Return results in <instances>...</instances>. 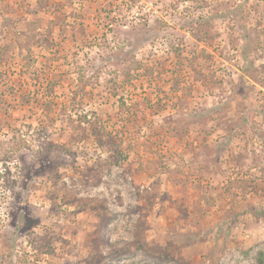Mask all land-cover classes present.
<instances>
[{
	"label": "rangeland",
	"instance_id": "374dc122",
	"mask_svg": "<svg viewBox=\"0 0 264 264\" xmlns=\"http://www.w3.org/2000/svg\"><path fill=\"white\" fill-rule=\"evenodd\" d=\"M258 251L264 0H0V264Z\"/></svg>",
	"mask_w": 264,
	"mask_h": 264
},
{
	"label": "trees",
	"instance_id": "16d2710c",
	"mask_svg": "<svg viewBox=\"0 0 264 264\" xmlns=\"http://www.w3.org/2000/svg\"><path fill=\"white\" fill-rule=\"evenodd\" d=\"M45 93H48V91H46ZM47 105V103H46ZM44 107H47V106H44ZM40 121V119H39ZM40 125H44L42 123V121H40ZM43 129H45V127H43ZM119 255H117L116 257H118ZM255 263L256 264H264V252L263 251H258L256 253V256H255Z\"/></svg>",
	"mask_w": 264,
	"mask_h": 264
}]
</instances>
